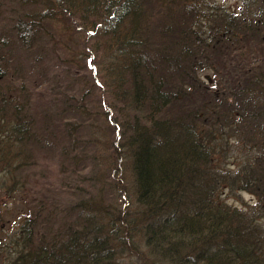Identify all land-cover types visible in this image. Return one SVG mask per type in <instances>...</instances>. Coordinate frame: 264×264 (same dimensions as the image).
Returning a JSON list of instances; mask_svg holds the SVG:
<instances>
[{
	"label": "trees",
	"instance_id": "trees-1",
	"mask_svg": "<svg viewBox=\"0 0 264 264\" xmlns=\"http://www.w3.org/2000/svg\"><path fill=\"white\" fill-rule=\"evenodd\" d=\"M8 1L13 19L7 29L0 23V179L15 186L12 171L30 149L53 150L25 94H14L9 82L18 80L14 45L30 50L58 33L72 41L69 63L98 60L93 66L116 117L100 105L93 111L87 89L73 111L80 130L102 147L103 176L126 169L128 204L109 182L111 207L85 199L62 225L45 195L33 199L2 260L264 264V0L236 7L217 0ZM204 70L211 74L202 79ZM242 192L253 203L225 200Z\"/></svg>",
	"mask_w": 264,
	"mask_h": 264
},
{
	"label": "rangeland",
	"instance_id": "rangeland-1",
	"mask_svg": "<svg viewBox=\"0 0 264 264\" xmlns=\"http://www.w3.org/2000/svg\"><path fill=\"white\" fill-rule=\"evenodd\" d=\"M217 1L232 7L238 4V0ZM0 2L2 3L0 18L3 19L0 23L7 29L13 19V13L10 11L12 3L8 0ZM59 39L61 40L58 42ZM68 40L59 38L57 33L53 40L43 41L30 50H21L19 46L14 45L18 80L9 82L14 90L12 92L17 94L22 91L25 94V106L30 104V117L35 120L37 127L45 128L48 145L51 142V147L52 145L54 147L53 150H49L48 146L30 149L29 157L12 171L11 175L17 183L15 186L11 185L12 181L9 178L0 179V264H6L1 258L3 251L11 254L9 251L7 253V250H12L13 247L11 236H16L21 221L19 218L24 215L26 205L30 206L33 199H42L45 195L44 197L55 206L52 210L56 211L54 221L62 225L73 222L76 204L85 199L97 201L101 198L103 204L111 207L113 197L107 191V188L110 189L109 182L116 183L118 191L123 193L119 203L128 204L127 198L124 200L128 192L126 169L120 167L115 176L113 173L105 175L107 178L103 176L106 165L102 163L100 154L96 157V150L101 151L102 147L95 148V143L89 140V132L86 129L80 130V120L73 111L75 103H79L80 100L79 92L87 89L86 91L93 92V96L89 97L87 102L93 111L100 105L101 110L109 112L112 120L116 117L108 93L101 85L102 74L93 66V64L98 66L99 58H95L97 61L93 64L92 61L84 59L82 68H80L82 62L78 64L79 66L69 63L67 47L71 51L73 47L71 39V42ZM78 49L76 47L75 50ZM209 74H211L209 70L199 72L202 79ZM70 127L73 129L71 136H68L67 131ZM104 136L107 140L113 139L110 132ZM80 147L85 150L84 156L79 153ZM61 154L64 156L63 163L59 159ZM93 161L97 166H93ZM2 167L0 163V170ZM97 180L99 182H96ZM102 180L104 185L99 186ZM225 200L231 205L244 208L253 203L254 198L249 193L242 192L229 195ZM6 260L9 261L7 256Z\"/></svg>",
	"mask_w": 264,
	"mask_h": 264
}]
</instances>
